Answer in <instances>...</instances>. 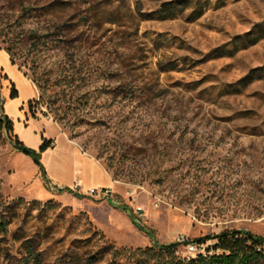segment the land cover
<instances>
[{"label": "rangeland", "instance_id": "374dc122", "mask_svg": "<svg viewBox=\"0 0 264 264\" xmlns=\"http://www.w3.org/2000/svg\"><path fill=\"white\" fill-rule=\"evenodd\" d=\"M0 27L42 38L58 84L40 99L12 47L36 93L16 79L10 99L0 73V119L48 185L0 126V264H131L170 244L183 258L205 237L221 254L223 232L264 255V0H0Z\"/></svg>", "mask_w": 264, "mask_h": 264}, {"label": "trees", "instance_id": "16d2710c", "mask_svg": "<svg viewBox=\"0 0 264 264\" xmlns=\"http://www.w3.org/2000/svg\"><path fill=\"white\" fill-rule=\"evenodd\" d=\"M13 35L14 34L11 29L6 30L5 27H0V44L3 45V48L1 49L8 55L12 65L14 64L12 60V56L14 55L12 47H16V45H18V47L24 51L25 60L29 59V62L32 64L31 82L40 91L41 99L48 88L58 85L57 82L50 81V78L47 76V72L44 69L39 71L40 64L38 63V56L43 51L44 47H46V42L32 31L29 32V36H24L20 41L13 39ZM5 79L7 80V78ZM11 86L12 88L9 93V98L15 99L17 97V91L12 83ZM0 126L11 136L12 148L32 161V163L37 167L40 176L43 179V183L48 185L45 173L39 165L40 152L24 147L16 136H12V123L4 115L0 119ZM51 144V141H45L40 150L44 149L46 146H51ZM60 191L71 192L68 189H62ZM118 208L124 212H129L126 206H119ZM129 218L132 223H135L133 217L130 216ZM136 227L141 229L138 225H136ZM145 233L152 240L150 233L148 231H145ZM237 234L238 232H223L216 236L217 248L223 251L221 254H208L204 257L197 256L190 261H185L182 258L174 256L172 251L174 245L170 244L165 246H156L157 252L150 256V258L149 256L146 258V255L131 253L133 255L128 258V261H130L131 264H250L256 263L259 260H264V255L255 248L263 242V238L252 236L249 233L243 234L242 237H237ZM208 239H210V237L196 239L189 243L200 244L204 240ZM247 242H250V245H247ZM112 259L113 258L109 259L107 264H114V259ZM84 264H90L89 260H87Z\"/></svg>", "mask_w": 264, "mask_h": 264}, {"label": "crops", "instance_id": "0c3cea01", "mask_svg": "<svg viewBox=\"0 0 264 264\" xmlns=\"http://www.w3.org/2000/svg\"><path fill=\"white\" fill-rule=\"evenodd\" d=\"M0 73L3 77L7 78V80L10 81L11 83L16 79L21 81L24 87L28 89V94L25 98V101H29L35 96L36 92L31 82L26 78H24L23 75L17 70V68L11 64L8 55L1 49V47H0ZM16 91L18 92L19 89L17 88ZM99 173L101 177L100 184L102 186H107L108 182L106 181V178L103 177L102 172Z\"/></svg>", "mask_w": 264, "mask_h": 264}, {"label": "built area", "instance_id": "2783aa9c", "mask_svg": "<svg viewBox=\"0 0 264 264\" xmlns=\"http://www.w3.org/2000/svg\"><path fill=\"white\" fill-rule=\"evenodd\" d=\"M90 194V196H100L102 195V197L106 196V194L109 193L108 190H94V189H91L89 190L88 192ZM180 243V242H179ZM182 243V242H181ZM185 247H186V254L185 256L182 258L183 260L185 261H190L194 258H196L197 256H206L208 255V253H204L202 252L198 246L196 244H193V243H187L185 244Z\"/></svg>", "mask_w": 264, "mask_h": 264}]
</instances>
